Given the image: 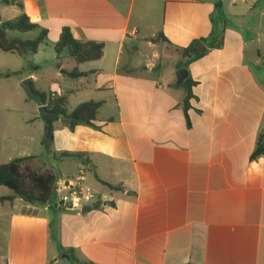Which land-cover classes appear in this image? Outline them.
Listing matches in <instances>:
<instances>
[{
  "label": "crops",
  "instance_id": "1",
  "mask_svg": "<svg viewBox=\"0 0 264 264\" xmlns=\"http://www.w3.org/2000/svg\"><path fill=\"white\" fill-rule=\"evenodd\" d=\"M19 1L38 27L8 40L48 31L36 53L0 49L18 56L19 79L47 103L65 98L68 113L101 106L95 126L57 118L47 147L20 137L5 164L34 156L57 180L85 166L101 200L87 211L0 202V264H74L72 253L86 264H264V155L252 158L264 134V0ZM21 13L0 3L3 36ZM64 28L103 44V56L77 64L58 54ZM75 68L82 76L71 78ZM2 187L0 198L13 194Z\"/></svg>",
  "mask_w": 264,
  "mask_h": 264
},
{
  "label": "trees",
  "instance_id": "2",
  "mask_svg": "<svg viewBox=\"0 0 264 264\" xmlns=\"http://www.w3.org/2000/svg\"><path fill=\"white\" fill-rule=\"evenodd\" d=\"M3 5H16L21 11V15L16 21L5 22L2 28L11 30H18L21 32L31 31L38 27L37 24L31 23L29 18L24 13L23 4L19 0H0ZM48 31L42 29L39 35L31 40H6L0 39V49L3 51H16L19 47L30 49L36 53L41 43L46 39ZM156 40V39H155ZM194 46L184 49L183 52H190ZM55 50L58 54L67 52L68 56L73 59L77 64L85 63L88 61L99 60L103 56L104 46L96 42H84L77 40L71 34L69 28H64L59 41L55 45ZM197 55H199L197 53ZM71 78H78L82 73L78 68L73 69L67 73ZM33 90L39 94L47 108L52 112V122L57 118H63L68 122L69 127L74 129L77 125H90L95 126L93 121L97 117L98 110L101 106L100 102L88 101L81 103L70 113L67 112V102L65 98H56L49 100L47 103L46 93L37 92L32 86ZM193 97L190 87L187 88L185 96V108H189V101ZM52 124L47 131L42 144L47 147L52 138ZM264 155V134H260L255 151L252 158L256 159ZM64 156H69L65 154ZM36 157L28 156L12 160L7 164H0V186L9 188L13 194L11 196L1 197L0 202L10 201L14 198H21L30 204L46 205L55 202V183L57 178L51 171H39L30 163ZM110 186V185H109ZM72 262L74 264H86L78 260L72 253Z\"/></svg>",
  "mask_w": 264,
  "mask_h": 264
},
{
  "label": "rangeland",
  "instance_id": "3",
  "mask_svg": "<svg viewBox=\"0 0 264 264\" xmlns=\"http://www.w3.org/2000/svg\"><path fill=\"white\" fill-rule=\"evenodd\" d=\"M2 9V13L8 17L15 13V9L10 7ZM6 29V35L3 36L2 33L0 39L31 38L23 36L17 30ZM17 59L19 58L16 54H0V164L7 162L9 154L19 152L16 148L24 143L20 137L45 138L47 133L46 122L38 109L37 100L28 94L24 85L25 80H20L18 72L14 69L17 66ZM48 88L49 83L46 82L43 89L49 90ZM1 240L0 237V243Z\"/></svg>",
  "mask_w": 264,
  "mask_h": 264
},
{
  "label": "built area",
  "instance_id": "4",
  "mask_svg": "<svg viewBox=\"0 0 264 264\" xmlns=\"http://www.w3.org/2000/svg\"><path fill=\"white\" fill-rule=\"evenodd\" d=\"M51 96V100L56 99L55 95ZM54 189L55 203L64 208L81 209L84 206H94L101 200L86 182L85 166L80 167L75 177L57 180Z\"/></svg>",
  "mask_w": 264,
  "mask_h": 264
},
{
  "label": "water",
  "instance_id": "5",
  "mask_svg": "<svg viewBox=\"0 0 264 264\" xmlns=\"http://www.w3.org/2000/svg\"><path fill=\"white\" fill-rule=\"evenodd\" d=\"M2 32L0 30V37H2ZM202 45V43H198V50L199 52L203 51L200 46ZM247 59L249 61H251L253 64H257L260 62V57L259 54L257 53V43L256 42H251L247 44ZM188 76V71L186 69H179V71L177 72V79H178V83L181 84L185 78ZM24 85L26 88V91L28 92L29 95H31L32 97H34L38 104H39V111L41 112V115L43 117V119L46 122V130L48 131L51 127L52 124V117L53 114L52 112H50L46 106V104L44 103V100L42 99V97L37 94L31 85V82L29 79H26L24 81ZM92 206H86L84 207L83 211H87L89 209H91ZM63 257H65L66 259H70V256L68 254H64Z\"/></svg>",
  "mask_w": 264,
  "mask_h": 264
}]
</instances>
